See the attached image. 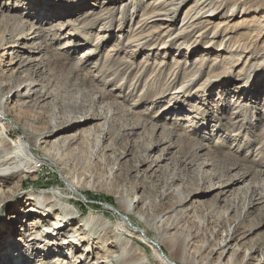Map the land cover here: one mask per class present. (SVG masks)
<instances>
[{
	"label": "rangeland",
	"instance_id": "1",
	"mask_svg": "<svg viewBox=\"0 0 264 264\" xmlns=\"http://www.w3.org/2000/svg\"><path fill=\"white\" fill-rule=\"evenodd\" d=\"M0 99V157L26 139L36 166L0 174V264H82L93 240L91 260L119 255L117 233L126 262L165 264V230L171 264H215L222 242L223 264H264V0H0ZM53 190L91 224L77 252L27 250L32 227H12Z\"/></svg>",
	"mask_w": 264,
	"mask_h": 264
},
{
	"label": "bare ground",
	"instance_id": "2",
	"mask_svg": "<svg viewBox=\"0 0 264 264\" xmlns=\"http://www.w3.org/2000/svg\"><path fill=\"white\" fill-rule=\"evenodd\" d=\"M165 0H160V3H163ZM184 2H186L187 0H183ZM176 2V1H175ZM168 3V2H167ZM171 4V3H170ZM202 11V10H201ZM202 14V12H199ZM162 14V13H161ZM156 15V14H155ZM204 15V14H203ZM202 15V16H203ZM20 90L17 88V92H19ZM32 90L26 92V94H30ZM37 90H33V94H36ZM5 100L0 99V138L3 137H8V131L13 128L14 122L9 121L10 117L8 116V114H6L5 109H4V105H5ZM11 132V131H10ZM2 138V139H3ZM8 139V138H7ZM6 140V139H5ZM4 140V141H5ZM0 142L2 143V140L0 139ZM4 143V142H3ZM28 143V141L25 139H18L15 143H13V148L11 150L10 153H6V155H3L0 157V174H16L17 177H24L26 174H29V172H33L30 171V168H35L36 166H32L31 163H34V157L30 154L29 150H28V145L26 144ZM1 145V144H0ZM3 145V144H2ZM1 145V146H2ZM7 145V143H6ZM0 146V147H1ZM33 150V149H32ZM3 152V151H1ZM5 152V151H4ZM43 162L45 163H54L51 155L45 154L43 157H39ZM37 163V162H36ZM35 163V164H36ZM25 174V175H24ZM66 178L68 179V176L66 175ZM69 184H71V186H69V189L72 191H77L79 192L81 195L84 194L82 192V186L80 185V181H77L76 179H74L73 182H70ZM48 192H41L40 194L36 195L34 199L29 198L28 200L26 199V201L23 202L22 207L19 205L17 206L18 213L16 216V218L14 217L15 222L13 223L12 227L14 229H16V226L18 225V221L21 220V222H23L22 226H26V228H31V233H27V236L30 235L29 241L30 243L28 244V249L30 251H36V250H46V249H50L51 248L54 252H58L63 248V246L65 247H71L74 246V248H76L74 251L77 252L79 250H81L80 246H83L84 244L80 245V243L82 242H86L89 239V235L90 232H85L83 231V229L81 228L82 226H90L91 224H89V222H80L78 225H72L71 224V218L74 215L73 213V209L70 206V201L67 202H62V193L60 191H52L49 192V194H46ZM21 197H19V199H17V201L15 203L18 202V204H20L23 200ZM111 205H105V208L110 210V211H115L120 213L116 207H113L116 209L114 210L113 207H110ZM62 210V213L55 214L53 213V211L55 210ZM120 210V209H119ZM124 211L128 212L129 211V207H124ZM35 216H41L42 218H48V217H53V224L47 225L46 224V220H45V224H42L43 222L39 221L36 223H31L30 220L32 218H35ZM125 221L128 222V220L131 221V217L129 216L128 218L126 216H124ZM70 218V220H69ZM127 218V219H126ZM19 219V220H17ZM158 221H160V224H162L165 219L163 217L158 218ZM107 223V222H106ZM6 225V222H2L0 225V229L3 228V226ZM134 228H137L136 226H133ZM132 227V228H133ZM106 231L103 233V235H100L101 237H105L107 238L108 235L110 234V228L109 225L106 226ZM172 227H169V229H171ZM14 229V231H15ZM91 229V226H90ZM3 230V229H2ZM41 230V231H39ZM146 231L145 229L142 230V232ZM30 232V231H29ZM117 233V232H116ZM147 236L148 233L146 232ZM143 235V234H142ZM162 236H165L164 239H162V241L160 240H153V244L155 245L158 253H159V257L160 260L162 262H164L165 264H171L170 262H172V256L170 254H168L167 252L164 251L163 249V244L166 243V241H171L172 242V247L170 248L171 251H173L174 249L177 248V243H178V238L177 235L175 234V232H171L168 230H165L162 233ZM116 242H119L121 244V249L122 252L117 255L115 253H111L108 254V256H99V253L97 255V260L93 261L91 260V255L94 253L95 249L98 248L97 244L99 242V240H93V242L91 243V249H86L89 251V255L87 256H83V255H79L77 256L78 258H76V256H74V258H72L73 262H78L79 261L82 264H102V263H107L108 260L106 259L107 257L111 258L108 262L109 264L111 263H116V260H121L122 259V263L121 264H134V263H128L126 262V258L127 256H129V251H128V246H129V241L128 242H123L122 241V237L120 236L119 233L116 234ZM101 241H103V238H100ZM185 243H194L197 241V235H193V234H187L186 236L183 237ZM52 241L53 244H50L49 242ZM149 241V240H148ZM39 243H44L43 246H41V244ZM219 250V254H221L219 256V258L217 259V261L215 262V264H223L222 263V256L229 250V248H231V245H229V243L227 242H222L220 244V246L218 247ZM104 250V249H103ZM74 252V253H75ZM183 255H189L190 259L195 261V258L192 257L188 251L186 250V248L183 249ZM101 260V261H100ZM204 264H208V262H205Z\"/></svg>",
	"mask_w": 264,
	"mask_h": 264
}]
</instances>
